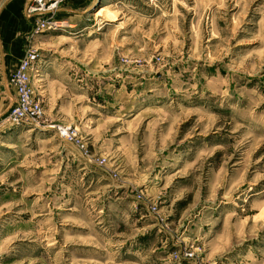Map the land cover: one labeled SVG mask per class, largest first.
Wrapping results in <instances>:
<instances>
[{
  "label": "rangeland",
  "instance_id": "obj_1",
  "mask_svg": "<svg viewBox=\"0 0 264 264\" xmlns=\"http://www.w3.org/2000/svg\"><path fill=\"white\" fill-rule=\"evenodd\" d=\"M94 3L91 35L24 36L43 125L1 123L0 66V264H264V0Z\"/></svg>",
  "mask_w": 264,
  "mask_h": 264
},
{
  "label": "crops",
  "instance_id": "obj_2",
  "mask_svg": "<svg viewBox=\"0 0 264 264\" xmlns=\"http://www.w3.org/2000/svg\"><path fill=\"white\" fill-rule=\"evenodd\" d=\"M95 0H66L65 3L61 6L58 11V17L63 20V22L70 26V28H75L81 30L84 29L86 35H91L93 33V27H86L85 18L91 12V9L94 6ZM29 0H7L5 4L2 6L0 10V63H1V71L6 78V86L10 88L9 78L10 75L15 71L18 67L22 57L24 56V36L29 33L34 26V18L28 16L26 12V7ZM108 11V10H107ZM96 17L105 18V16H98L95 13ZM106 19V18H105ZM43 37V35H42ZM47 67V68H46ZM46 67H39L38 72L33 75V83H39L42 80H48V76L50 77V65H46ZM38 74V77H37ZM84 74V73H82ZM86 74V73H85ZM87 75V74H86ZM83 77V76H82ZM90 77V78H87ZM85 79H92L91 76H87ZM69 80L68 84L64 83V87L67 90L79 95L84 96L83 100H87L92 102L93 99V90L92 86L88 85V82H82L84 78H76L74 76H70L67 78ZM12 88H14L12 86ZM10 94L9 106L14 102L16 97V90L13 89ZM156 88H154L155 90ZM141 94H145V92H136L135 95L137 98L141 96ZM143 98V97H141ZM94 100V99H93ZM127 102H117V103H102L98 104L96 112L108 114L111 107L117 115L121 113L128 114L129 117H134L138 115L142 108L149 106L148 104L143 105V99L137 102V99H133L132 101L125 100ZM120 103V104H119ZM140 104L141 107H140ZM152 105V104H151ZM91 107V106H90ZM7 108V110H8ZM95 108V107H94ZM139 108V109H138ZM123 109V110H122ZM6 110V111H7ZM5 111V112H6ZM123 111V112H122ZM121 112V113H120ZM121 115V116H122ZM109 117V114H108Z\"/></svg>",
  "mask_w": 264,
  "mask_h": 264
},
{
  "label": "built area",
  "instance_id": "obj_3",
  "mask_svg": "<svg viewBox=\"0 0 264 264\" xmlns=\"http://www.w3.org/2000/svg\"><path fill=\"white\" fill-rule=\"evenodd\" d=\"M66 0H29L26 12L34 18L32 35L45 34L48 31L63 30L64 22L58 17V11ZM40 52L27 48L18 67L10 75L9 82L16 90L14 102L3 114L2 124L21 125L37 123L43 125L44 110L35 94L33 75L38 72ZM53 126V125H52ZM55 126V125H54ZM60 136L75 145L81 153L90 158L87 144L76 138L75 130L58 126ZM76 138V139H75ZM91 160V158H90Z\"/></svg>",
  "mask_w": 264,
  "mask_h": 264
},
{
  "label": "bare ground",
  "instance_id": "obj_4",
  "mask_svg": "<svg viewBox=\"0 0 264 264\" xmlns=\"http://www.w3.org/2000/svg\"><path fill=\"white\" fill-rule=\"evenodd\" d=\"M98 12H102V10L101 11H98ZM100 14V13H99Z\"/></svg>",
  "mask_w": 264,
  "mask_h": 264
}]
</instances>
